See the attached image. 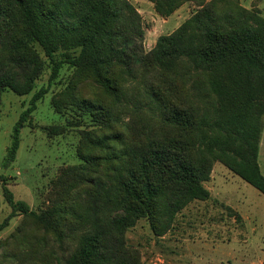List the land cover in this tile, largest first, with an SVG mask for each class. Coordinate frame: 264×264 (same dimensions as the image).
Segmentation results:
<instances>
[{
  "label": "trees",
  "instance_id": "16d2710c",
  "mask_svg": "<svg viewBox=\"0 0 264 264\" xmlns=\"http://www.w3.org/2000/svg\"><path fill=\"white\" fill-rule=\"evenodd\" d=\"M146 1L163 19L186 4L196 12L147 52L131 0H0V105L9 91L33 95L7 164L57 84L52 107L74 120L48 136L80 128V163L59 169L38 211L0 175L12 210L0 235L21 217L0 239V264H146L128 232L145 220L166 236L188 206L211 199L216 164L264 195L261 11L240 0Z\"/></svg>",
  "mask_w": 264,
  "mask_h": 264
},
{
  "label": "rangeland",
  "instance_id": "374dc122",
  "mask_svg": "<svg viewBox=\"0 0 264 264\" xmlns=\"http://www.w3.org/2000/svg\"><path fill=\"white\" fill-rule=\"evenodd\" d=\"M139 9L146 31L145 50H152L162 35L173 33L196 12L193 4L184 5L171 18L159 17L152 4L132 0ZM247 9L257 7L264 17V0H240ZM69 73L63 70V78ZM46 73L39 88L47 85ZM38 88V89H39ZM61 88L55 85L38 103L29 122L20 129L21 145L16 160L7 164L8 149L14 128L31 107L33 95L18 96L9 91L0 105V175L7 178V187L15 199L24 201L33 210L43 207L50 182L62 166L79 164L78 129L50 138L46 127L65 125L74 120L72 114L60 115L52 107V97ZM81 128H88L83 124ZM259 163L264 173V134ZM0 181V225L12 213ZM206 187L211 199L194 202L179 216L174 228L163 238H155L149 223L140 221L128 234V243L141 250L146 264H262L264 261V195L236 176L222 164H216ZM21 217L11 221L1 235L7 237L19 225ZM9 264V263H6Z\"/></svg>",
  "mask_w": 264,
  "mask_h": 264
},
{
  "label": "crops",
  "instance_id": "0c3cea01",
  "mask_svg": "<svg viewBox=\"0 0 264 264\" xmlns=\"http://www.w3.org/2000/svg\"><path fill=\"white\" fill-rule=\"evenodd\" d=\"M132 1V0H131ZM142 2H147V3H149L148 1H146V0H141ZM133 2V1H132ZM149 4H151V3H149ZM153 5V4H152ZM164 20H166V19H164ZM156 45V44H155Z\"/></svg>",
  "mask_w": 264,
  "mask_h": 264
}]
</instances>
